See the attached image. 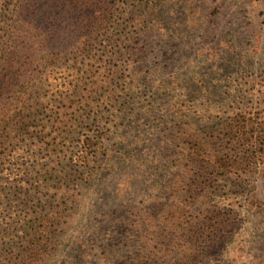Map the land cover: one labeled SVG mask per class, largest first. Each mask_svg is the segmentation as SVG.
I'll return each instance as SVG.
<instances>
[{"label": "rangeland", "instance_id": "obj_1", "mask_svg": "<svg viewBox=\"0 0 264 264\" xmlns=\"http://www.w3.org/2000/svg\"><path fill=\"white\" fill-rule=\"evenodd\" d=\"M120 6L131 24L139 19L149 21L154 36L144 62L114 54L122 44L116 50L101 46V72L108 66L123 73L118 74L112 92L92 101L102 104L92 112L97 115L92 126L110 116L104 120L105 129L100 127L104 139L89 155L96 154L100 168L91 183L73 184L72 177L65 181L53 178L56 182L50 183L53 189L66 184L75 202L69 203L68 223L60 230L47 264H149L157 260L168 264H264V199L255 197L258 189L253 182L259 176L264 188V164L253 180L238 187L217 175L211 164L214 158L208 157L213 141L203 142L215 123L237 109L256 110L264 105V92L248 93L245 86L234 90L264 65V0H122ZM212 9L220 12V17L206 41L203 27ZM199 76L217 81H213L217 88L212 94L200 86L195 93L186 90L183 80L197 81ZM61 81L53 82L51 92L57 91ZM122 89L128 97L121 98ZM51 107L59 111L65 104L57 100ZM82 111L78 106L68 113L74 117ZM50 114V109L39 114L36 127L27 135L36 139L26 140L25 145L35 146L28 148L25 158H18L25 168L29 169L28 153L45 152L44 148L62 153V160L65 153L71 161L75 158L78 140L60 127L52 128ZM187 131L202 148V156L189 165L184 149L189 143ZM18 167L14 162L11 169L17 172ZM216 177V185L208 188L210 179ZM6 206L10 208L9 201ZM129 210L140 225L134 232L126 226L131 221H123L124 214L130 216ZM214 210L235 219H231L233 226L226 240L205 255L197 223L214 215ZM195 228L194 233L190 231ZM187 231L194 234L193 239L184 235ZM159 240L166 243L165 249L153 244ZM152 255L154 258L146 259Z\"/></svg>", "mask_w": 264, "mask_h": 264}, {"label": "trees", "instance_id": "obj_2", "mask_svg": "<svg viewBox=\"0 0 264 264\" xmlns=\"http://www.w3.org/2000/svg\"><path fill=\"white\" fill-rule=\"evenodd\" d=\"M121 4L122 0H0V264H47L60 230L68 223L69 203L75 202L71 188L66 184V189H53L50 183L56 182L57 177H72L73 184L91 183L100 168L96 154L91 158L89 155L91 149L104 139L101 129H105L103 125L110 116L104 118L102 124L92 126L91 121L97 120V115L92 113L94 108H102V104L97 106L92 101L109 90L112 92L118 74L123 73L108 66L101 72L98 66L103 61L101 46H112L116 50L122 44L114 54L144 62L155 31L147 20L139 19L131 24L130 18H124ZM219 13L212 9L205 17L203 36L206 41L215 32ZM254 54L258 55L257 52ZM104 56L108 57V52ZM249 75L251 80L236 84L234 90L245 86L248 93H263L264 65ZM61 79L58 86L60 84L63 90L57 86V91L51 92L53 82ZM183 81L186 90L193 93L198 91V86L209 94L217 88V81L212 77ZM165 85L162 86L166 88ZM123 92L121 98L128 97V92ZM57 100L65 104L64 109L50 108ZM78 106L83 111L71 117L69 110ZM48 109L51 110L50 121L54 124L51 127H60L68 137L78 140L74 148L75 158L71 161V156L65 153L62 160V153L54 154L39 145V149L45 152L28 153L29 170L17 161L21 156L26 157L28 148L35 146L25 145L26 140L36 139L35 135L28 138L27 135L36 127L38 115ZM85 129L89 132H84ZM184 133L189 140L184 147L189 165L202 156V148L193 142L194 135L190 131ZM209 133L210 136L200 142L207 145L208 140L213 141V150L208 157L214 158L211 164L218 170L217 175L231 179L238 187L253 180L258 167L264 164V105L256 110L237 109L215 123ZM43 153L47 155L44 157ZM14 162L19 165L17 172L11 169ZM216 182L218 177L211 178L208 188L215 186ZM253 182L254 188L258 189L255 197L264 199L259 176ZM45 189L56 192L51 194ZM8 201L10 208L6 206ZM215 210L214 215L204 216V221L197 223L205 255L217 250L233 226L231 219L234 215ZM129 211L130 216L128 212L124 214L123 221H131L126 226L133 228L134 232L140 225L134 219V212ZM196 228L190 231L194 233ZM191 232H184V235L189 234L188 238L193 239ZM160 241L153 244L165 249L166 243L162 241L160 244ZM152 258L153 255L146 259ZM149 264L168 263L157 260Z\"/></svg>", "mask_w": 264, "mask_h": 264}]
</instances>
